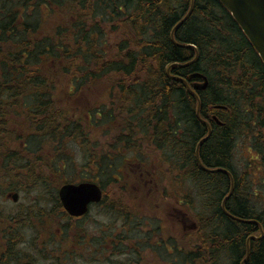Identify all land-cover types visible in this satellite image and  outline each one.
<instances>
[{
    "label": "trees",
    "instance_id": "16d2710c",
    "mask_svg": "<svg viewBox=\"0 0 264 264\" xmlns=\"http://www.w3.org/2000/svg\"><path fill=\"white\" fill-rule=\"evenodd\" d=\"M72 147L82 167L63 180ZM0 177L1 194L97 182L101 212L132 234L162 198L194 220L154 244L157 221L141 242L112 241L102 264H142L149 251L172 252L160 256L169 264H240L246 247L244 264H264V65L218 0H0ZM106 186L118 189L112 207ZM16 215L0 211L2 236L31 224Z\"/></svg>",
    "mask_w": 264,
    "mask_h": 264
},
{
    "label": "rangeland",
    "instance_id": "374dc122",
    "mask_svg": "<svg viewBox=\"0 0 264 264\" xmlns=\"http://www.w3.org/2000/svg\"><path fill=\"white\" fill-rule=\"evenodd\" d=\"M81 95L87 98L94 96V94L88 92ZM95 95L98 96V94ZM73 147L72 149H75ZM73 151L75 170L73 172L67 171L62 176L63 180L69 177L75 178L78 174V168L82 167V156H80L78 150L75 149ZM241 153L242 151L238 152L237 156H240ZM5 183L6 181L0 177L1 190H4ZM15 186L17 187V185ZM188 187V184H184L181 189L187 191ZM112 188L106 186L103 190L104 194L108 196L107 202L111 207L113 206L112 198H114V193L118 191V189ZM130 189L136 191L134 186H131ZM10 193L5 191L3 194L0 193V211L10 214L19 213L18 216H26L31 221V224L27 222L19 225L18 231L21 236V242L17 244V248L20 251V256L27 254L36 264H102L104 261L101 263L96 261V258L100 254V249H96V244L106 236L113 241V246L114 242L116 240L120 241L122 237L130 238L133 242H141V240L146 238V232L151 231L150 227L157 221L156 223H159L161 227V233L150 234V236H153L150 243L154 244L157 239L161 238L164 229L165 232L162 236L172 238L175 236L174 233L181 232L180 230L189 232L191 230L190 226L194 224L193 218L187 214L188 211L186 209L181 212V216L183 217L181 221H183L185 226L183 223H180L179 219L176 218L178 206L171 199H159L155 209L156 211H153L146 217L143 216L145 221L143 222L144 224L141 230L132 234L128 232V226L124 227L123 220L110 214L109 217L112 218L111 220V218H108L109 212L105 213L97 209H92L84 219L77 222L75 220H68L63 214V210L56 205L55 196H57V191L54 192L53 196H44L40 195L39 189L18 190L16 192L18 194L16 204L10 200ZM177 195L180 194L178 193ZM124 200L127 205L134 206L133 202L130 201V196H126ZM135 200L138 202L136 198ZM152 200L155 201V198ZM141 201L142 199H140ZM27 211L31 212L25 213ZM1 225L2 222L0 221V228ZM64 229L68 231L66 236L68 235L70 237L67 240L63 232ZM130 252L131 250L127 248L126 253ZM164 252L159 254L158 251V254H156L149 251L148 255L144 253L145 261L142 264H169L163 261L160 256L165 260H170L174 256L171 255L172 252H169L170 254ZM146 256L148 257L146 258ZM112 259L120 262L124 259V256H113ZM160 259L162 262L158 261Z\"/></svg>",
    "mask_w": 264,
    "mask_h": 264
},
{
    "label": "water",
    "instance_id": "95a60500",
    "mask_svg": "<svg viewBox=\"0 0 264 264\" xmlns=\"http://www.w3.org/2000/svg\"><path fill=\"white\" fill-rule=\"evenodd\" d=\"M223 8L230 14L232 19L236 22L242 33L245 35L250 45L253 47L258 57L264 65V0H218ZM189 14V11L187 15ZM186 15V16H187ZM186 16L175 26L176 29L185 20ZM171 38H173V31L171 32ZM185 48H192V46H184ZM192 61L180 65L174 64V67H186ZM193 77H200L202 79V84L194 86L198 90H204L207 87V80L203 78L202 75L196 74ZM175 80H181L176 77ZM183 81V80H182ZM195 99L197 96L192 92ZM199 106V104H197ZM196 110V116L198 117V107ZM199 118V117H198ZM210 135V130L206 137L201 139L196 147L204 142ZM223 171V170H213ZM232 192V187L230 193ZM229 193V195H230ZM228 195V196H229ZM58 196L60 202L65 210V212L71 217H81L85 215L88 211V206L90 204L98 203L100 201L101 192L99 188L92 183H80L77 185L69 184L62 186L58 191ZM227 196V197H228ZM226 197V198H227ZM223 200L222 205L224 204ZM13 201L17 200V195L12 196ZM262 234V232L260 231ZM262 236V235H261ZM260 236V237H261ZM249 249L246 247V256L240 264H244L248 257ZM31 264V263H23Z\"/></svg>",
    "mask_w": 264,
    "mask_h": 264
},
{
    "label": "flooded vegetation",
    "instance_id": "af4514ba",
    "mask_svg": "<svg viewBox=\"0 0 264 264\" xmlns=\"http://www.w3.org/2000/svg\"><path fill=\"white\" fill-rule=\"evenodd\" d=\"M82 182H87V181L79 180V181L74 182L73 184H79V183H82ZM89 182H92V181H89ZM10 200H11V197H10ZM103 202H104V195L102 194L100 202L97 203V204L90 205L88 211L90 212L92 209H97V210L101 211ZM13 203L16 204V202H13ZM106 207H111V206H109V203L107 201H106ZM63 214L65 215V217L68 220H75L76 222L79 221V220L84 219L88 215V213H87V214H85L84 216H82L80 218H71V217L67 216L64 212H63ZM109 214H111V213H109ZM10 215L17 216L16 214H10ZM109 216L110 215H108V218H111ZM111 220H112V218H111ZM107 230H109V229H107ZM7 242H9L10 244L7 243ZM19 242H21V238L20 239H17V238H14V237L6 238V237L2 236V234L0 233V264H23V263H28V262H30L32 264H36L33 261V259H31L29 257V255L27 256V254H25V256H20V251H18L19 249L17 248V244ZM96 249L97 250L100 249V251H99L100 254L96 258V261H98L100 263L103 262V261L106 262L107 258H109L110 254H111L112 240L108 236L104 237L103 239H101L100 241L97 242Z\"/></svg>",
    "mask_w": 264,
    "mask_h": 264
},
{
    "label": "bare ground",
    "instance_id": "6f19581e",
    "mask_svg": "<svg viewBox=\"0 0 264 264\" xmlns=\"http://www.w3.org/2000/svg\"><path fill=\"white\" fill-rule=\"evenodd\" d=\"M190 62V61H189ZM192 63V62H191ZM190 75V74H189ZM170 76V75H169ZM203 76V75H202ZM190 78H192V76H190ZM203 78H205L206 79V77L205 76H203ZM207 80V79H206ZM185 81V80H184ZM195 99V98H194ZM9 104V103H8ZM5 111V110H4ZM199 111V110H198ZM199 114V113H198ZM209 126V125H208ZM198 154V153H197ZM224 209V208H223ZM254 222V221H253Z\"/></svg>",
    "mask_w": 264,
    "mask_h": 264
}]
</instances>
